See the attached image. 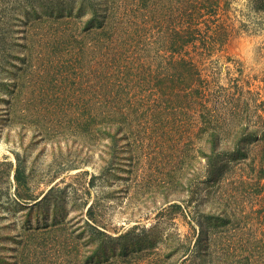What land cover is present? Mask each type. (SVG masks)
Here are the masks:
<instances>
[{
	"label": "rangeland",
	"instance_id": "rangeland-1",
	"mask_svg": "<svg viewBox=\"0 0 264 264\" xmlns=\"http://www.w3.org/2000/svg\"><path fill=\"white\" fill-rule=\"evenodd\" d=\"M97 2L0 0V264L12 261L13 247L21 237H79L83 255L95 251L93 244L84 247V241L94 237L96 242L99 237L104 243L94 244L100 253L113 246L119 249L121 242L138 253L159 252L170 264L201 263L203 254L193 256V251H187L189 256L183 263L185 256L174 248L177 245L166 244L182 240L192 246L198 222L191 216L197 205L201 213L209 211L205 201L209 184L198 183L195 173L200 163L189 159L184 167L175 155L174 168L181 167V172H176L171 189L165 190V163L160 171L150 173L146 158L140 159L141 154L131 156L130 161L127 150H118L125 145L124 140L116 143L117 150L111 155L112 144L108 140L87 138L76 123L71 126L65 120L59 128L52 126L51 121L47 127V120L38 117L37 113L44 112L46 107L54 110L61 103L67 113L76 108L83 110L86 95H82L81 87L87 79V66L79 62L78 48L51 45L34 51L32 61L22 62L26 51L25 21L29 17L35 22L36 16L46 19L45 15L55 11V5L60 3L70 8L73 15L80 10V17L73 20L84 23L92 16L91 5ZM250 7L251 0H229L228 8L218 11L217 20L201 22L208 47L195 55L199 68L212 84L242 93L240 103L249 101V113L257 104L264 109V24ZM118 11L122 12L123 7ZM217 26L223 31L218 41L212 35ZM145 28L153 37L168 30L166 23L155 19ZM78 32L85 34L83 28ZM159 53L167 57L169 52L163 49ZM48 65L61 68L66 76L43 84L48 79L43 81L38 77L42 72L36 76L34 70ZM44 91L49 99L39 95ZM77 100L80 104L76 107ZM242 110L247 114L245 108ZM47 129H58L60 133L52 134ZM161 149L169 151L163 145ZM263 195L264 192L257 200L246 201L243 207V214L249 217L246 228L256 237H211L223 242L212 244L209 264H227L231 260L228 253L234 247L238 257L249 255L253 263L264 264V237H259L264 232ZM202 220L208 221L203 217ZM229 238L232 242L226 246Z\"/></svg>",
	"mask_w": 264,
	"mask_h": 264
},
{
	"label": "trees",
	"instance_id": "trees-1",
	"mask_svg": "<svg viewBox=\"0 0 264 264\" xmlns=\"http://www.w3.org/2000/svg\"><path fill=\"white\" fill-rule=\"evenodd\" d=\"M58 4L55 11L45 15L46 19L36 16L35 22L29 17L25 21L26 51L22 62L32 61L34 51L39 52L38 48L49 45L78 48L77 58L87 66L84 68L87 79L81 87L82 95H86L82 103L85 109L76 108L67 113L61 103L54 110L46 107L44 112L37 113L38 117L47 120V127L51 126V121L52 126L59 125V128L65 120L71 126L76 123L87 138L108 140L112 144L109 147L111 155L117 150L116 143L124 140L125 145L118 150H127L129 160L141 154L140 159L146 158L150 173L160 171L161 164L165 163L167 179L162 183L165 190L171 189L177 173L181 172V167L174 168L175 155L184 167L189 159L201 164L195 173L198 183L209 184L205 195L209 211L203 214L197 205L191 216L198 222L192 246L182 240L166 243L177 245L174 248L185 256L183 263L189 256L187 251H193V256L204 255L197 264H209L212 244L223 242L211 237H256L249 234V227L246 228L249 217L243 214V207L246 201L257 200L264 192V109L257 104L249 113V101L240 103L242 93L212 84L195 59L201 49L208 47L207 34L199 24L217 20L218 11L226 10L229 0H98L91 5L92 16L80 24L73 20L80 17V10L73 15L65 4ZM120 7H123L122 12L118 11ZM129 7H136V10H129ZM250 8L264 24V0H251ZM151 19L163 21L168 30L162 36L153 37L145 28ZM80 28L85 34L78 32ZM212 31L218 41L222 29L217 26ZM86 37L89 39L85 40ZM158 43L164 45L163 48L157 46ZM163 49L169 52L168 58L159 53ZM34 72L36 76L42 72L38 77L43 81L48 79V83L43 84L66 76L61 68L52 65L45 69L39 66ZM39 95L49 99L45 91ZM78 104L77 100L76 107ZM50 132L60 133L58 129H50ZM162 145L169 151L164 152ZM261 201L264 203V195ZM261 211L264 220V207ZM88 213H91L90 207ZM202 217L208 221H203ZM261 233L259 237H264V232ZM78 238L21 237L13 247L15 254L8 264L171 262L159 252L138 253L121 242L119 249L113 246L110 251L100 253L94 244L104 243L99 237L95 238L96 242H93L94 237L84 241V247L87 243L93 244L95 251H88L92 255H83ZM227 241L226 246L232 242L231 238ZM236 250L234 247L228 253L230 261L255 264L249 255L238 257Z\"/></svg>",
	"mask_w": 264,
	"mask_h": 264
}]
</instances>
